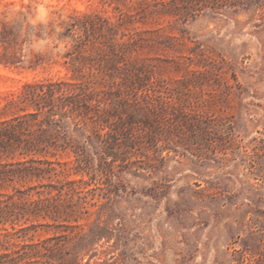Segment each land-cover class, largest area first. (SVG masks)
Returning <instances> with one entry per match:
<instances>
[{"label":"rangeland","instance_id":"1","mask_svg":"<svg viewBox=\"0 0 264 264\" xmlns=\"http://www.w3.org/2000/svg\"><path fill=\"white\" fill-rule=\"evenodd\" d=\"M170 1L0 0V122L27 83H75L74 71L92 78L88 67L111 59L133 75L123 105L153 109L136 142L117 136L111 167L95 144L101 168L81 187L97 190L77 217L30 215L25 238L0 227V263L264 264V0L201 2L184 19ZM65 193V207L77 202Z\"/></svg>","mask_w":264,"mask_h":264},{"label":"trees","instance_id":"2","mask_svg":"<svg viewBox=\"0 0 264 264\" xmlns=\"http://www.w3.org/2000/svg\"><path fill=\"white\" fill-rule=\"evenodd\" d=\"M201 2L204 7L211 4V0H171L163 6L167 13L184 19L198 15L200 9L196 6ZM223 6L231 8L236 4L226 0ZM88 68L92 78H86L84 71L78 69L74 71V78L78 80L75 83L53 78L27 83L20 93L13 95V105L7 106L13 110L12 118L0 122V227L7 231V238L21 233L25 238L29 231L36 230L34 224L29 227L20 224L24 219L29 221L30 215L51 219L54 224L61 218L69 221L77 217L79 202L97 190L85 192L81 187L89 184L84 176L94 180L101 168V165L97 168L93 165L95 144L106 143L104 152L111 158L108 164L111 167L120 159L115 147L118 135L123 134L128 143L136 142V126L140 125L141 119L144 128H152L147 111L153 109L149 105H123L129 104L128 96L133 91L128 88L133 76L128 67L120 68L116 59H111ZM98 83L116 91L98 88ZM64 155H73L72 164L60 160ZM71 171L82 178L68 180ZM51 174L58 185L44 183L53 180ZM17 183L24 188L17 187ZM65 186L77 197L76 203L66 207ZM7 187H12L13 192L3 193ZM8 223L14 231L12 234L5 228ZM18 224L20 228L17 229ZM1 237L0 234V242ZM4 257L8 255L4 254L0 259ZM0 264L19 263L10 260ZM29 264L41 263L30 261Z\"/></svg>","mask_w":264,"mask_h":264}]
</instances>
